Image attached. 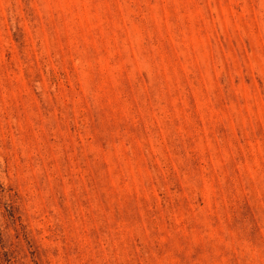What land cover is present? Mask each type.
<instances>
[{"label":"rangeland","instance_id":"374dc122","mask_svg":"<svg viewBox=\"0 0 264 264\" xmlns=\"http://www.w3.org/2000/svg\"><path fill=\"white\" fill-rule=\"evenodd\" d=\"M0 264H264V0H0Z\"/></svg>","mask_w":264,"mask_h":264}]
</instances>
